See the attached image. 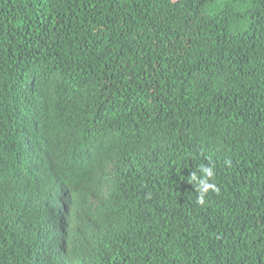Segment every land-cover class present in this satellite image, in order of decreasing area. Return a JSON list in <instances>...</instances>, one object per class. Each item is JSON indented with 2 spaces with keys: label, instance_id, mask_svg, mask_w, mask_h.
<instances>
[{
  "label": "trees",
  "instance_id": "16d2710c",
  "mask_svg": "<svg viewBox=\"0 0 264 264\" xmlns=\"http://www.w3.org/2000/svg\"><path fill=\"white\" fill-rule=\"evenodd\" d=\"M0 264H264V0H0Z\"/></svg>",
  "mask_w": 264,
  "mask_h": 264
},
{
  "label": "clouds",
  "instance_id": "9594fccd",
  "mask_svg": "<svg viewBox=\"0 0 264 264\" xmlns=\"http://www.w3.org/2000/svg\"><path fill=\"white\" fill-rule=\"evenodd\" d=\"M230 165V161H226ZM199 173V174H198ZM198 173L193 171L189 175V183L194 186L197 192L196 203L203 206L206 202L207 194L212 192H218L217 185L213 182L215 177L214 166L201 165L198 168Z\"/></svg>",
  "mask_w": 264,
  "mask_h": 264
}]
</instances>
